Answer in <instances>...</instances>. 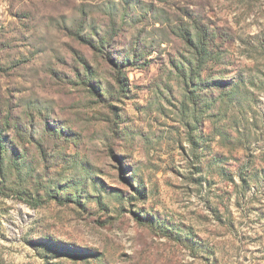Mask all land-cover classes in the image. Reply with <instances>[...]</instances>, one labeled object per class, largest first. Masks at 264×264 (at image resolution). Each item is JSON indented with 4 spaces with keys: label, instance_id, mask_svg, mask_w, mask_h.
I'll return each instance as SVG.
<instances>
[{
    "label": "rangeland",
    "instance_id": "obj_1",
    "mask_svg": "<svg viewBox=\"0 0 264 264\" xmlns=\"http://www.w3.org/2000/svg\"><path fill=\"white\" fill-rule=\"evenodd\" d=\"M0 264H264V0H0Z\"/></svg>",
    "mask_w": 264,
    "mask_h": 264
}]
</instances>
